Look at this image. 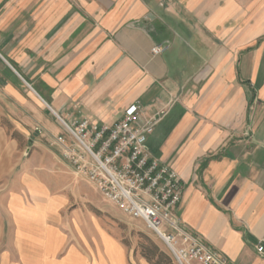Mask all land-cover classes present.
Returning a JSON list of instances; mask_svg holds the SVG:
<instances>
[{
  "label": "crops",
  "instance_id": "crops-1",
  "mask_svg": "<svg viewBox=\"0 0 264 264\" xmlns=\"http://www.w3.org/2000/svg\"><path fill=\"white\" fill-rule=\"evenodd\" d=\"M136 101L163 114L147 148L179 178L181 224L230 264H264V0H0V183L9 129L51 140L55 115L111 125ZM18 180L0 191V264L134 263L98 225L67 233L70 193Z\"/></svg>",
  "mask_w": 264,
  "mask_h": 264
},
{
  "label": "built area",
  "instance_id": "built-area-1",
  "mask_svg": "<svg viewBox=\"0 0 264 264\" xmlns=\"http://www.w3.org/2000/svg\"><path fill=\"white\" fill-rule=\"evenodd\" d=\"M167 48L166 44L155 45L151 55L159 56ZM55 116L65 125L69 138H55L64 160L119 211L143 221L164 242L175 264H230L176 217L181 200L179 178L147 148L161 112L146 118L142 104L136 101L111 125L85 119L67 124ZM254 250L264 260V236Z\"/></svg>",
  "mask_w": 264,
  "mask_h": 264
},
{
  "label": "rangeland",
  "instance_id": "rangeland-1",
  "mask_svg": "<svg viewBox=\"0 0 264 264\" xmlns=\"http://www.w3.org/2000/svg\"><path fill=\"white\" fill-rule=\"evenodd\" d=\"M55 120L60 129V134L50 137L51 140H48L46 136L20 137L15 132H12L13 130L9 129V138H13L18 145L16 152L8 153L7 163L9 171L6 178H4L6 182L0 183V191H4L5 189H7L6 191L19 190L20 184L18 179L20 176L25 178L33 175L39 178V186L42 191L47 192L48 190L52 194L57 193L60 195L70 193L75 198L67 200L68 205L64 212L66 213L65 219H70V213L77 214L76 216H72L76 220V223L72 221L71 229L67 227L69 235H76V232L80 228L82 234L84 231H87L88 239H95L96 234L94 229L95 225H98V227L103 229L105 235H108V237L121 246L124 251L123 254L129 258V261H133V264H139L143 261L147 264H152L148 262L149 260L145 257V254L151 256L150 260L153 262H157V256L162 254L165 257L159 258L161 264H175L164 242L153 231L148 229L143 221L123 214L111 202L104 199L93 184L75 172L79 180L67 182L68 179L66 174L62 172V169L65 165H69V163L64 160L62 148L55 143V138L60 136L68 139V136L60 120L57 117H55ZM7 128L12 127L8 125ZM37 163L40 164L39 169L31 168L32 165ZM49 164H56L55 174H52L48 166ZM78 192L86 195L87 199L79 195ZM81 208L88 213V217L85 219L83 216L78 217V215H81L79 212ZM79 218L82 220L81 224L78 222ZM92 251L94 252L95 249L88 248V255L93 254Z\"/></svg>",
  "mask_w": 264,
  "mask_h": 264
},
{
  "label": "trees",
  "instance_id": "trees-1",
  "mask_svg": "<svg viewBox=\"0 0 264 264\" xmlns=\"http://www.w3.org/2000/svg\"><path fill=\"white\" fill-rule=\"evenodd\" d=\"M145 257L149 260L148 262H151L152 264H161V262L159 261V258L160 257H165V256H163L162 254H159L158 256H157V262H153L152 260H150L151 259V256H149V255H147V254H145Z\"/></svg>",
  "mask_w": 264,
  "mask_h": 264
},
{
  "label": "bare ground",
  "instance_id": "bare-ground-1",
  "mask_svg": "<svg viewBox=\"0 0 264 264\" xmlns=\"http://www.w3.org/2000/svg\"><path fill=\"white\" fill-rule=\"evenodd\" d=\"M61 122V121H60ZM62 123V122H61ZM63 124V123H62ZM63 126H65L64 124H63Z\"/></svg>",
  "mask_w": 264,
  "mask_h": 264
}]
</instances>
